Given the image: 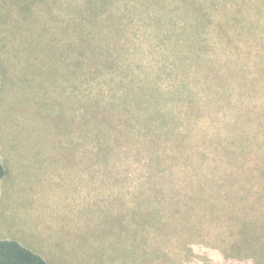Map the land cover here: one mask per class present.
Instances as JSON below:
<instances>
[{"label":"rangeland","instance_id":"obj_1","mask_svg":"<svg viewBox=\"0 0 264 264\" xmlns=\"http://www.w3.org/2000/svg\"><path fill=\"white\" fill-rule=\"evenodd\" d=\"M0 148L47 264H264V0H0Z\"/></svg>","mask_w":264,"mask_h":264},{"label":"trees","instance_id":"obj_2","mask_svg":"<svg viewBox=\"0 0 264 264\" xmlns=\"http://www.w3.org/2000/svg\"><path fill=\"white\" fill-rule=\"evenodd\" d=\"M5 170L0 161V179ZM0 264H47L39 254L33 252L17 241L0 239Z\"/></svg>","mask_w":264,"mask_h":264},{"label":"crops","instance_id":"obj_3","mask_svg":"<svg viewBox=\"0 0 264 264\" xmlns=\"http://www.w3.org/2000/svg\"><path fill=\"white\" fill-rule=\"evenodd\" d=\"M0 161H1V164L3 163L2 161H3V157H2V150H1V148H0ZM3 165V167H4V164H2ZM4 170H5V168H4ZM5 173H6V170H5ZM5 175V174H4ZM3 175V176H4ZM3 178V177H2ZM1 178V179H2ZM1 179H0V181H1ZM0 239H8V240H11V239H14V238H3V237H0ZM14 240H16V241H18L17 239H14ZM20 242V241H19ZM21 243V242H20ZM23 244V243H22ZM33 252H35V253H37L36 251H33ZM38 254V253H37Z\"/></svg>","mask_w":264,"mask_h":264}]
</instances>
